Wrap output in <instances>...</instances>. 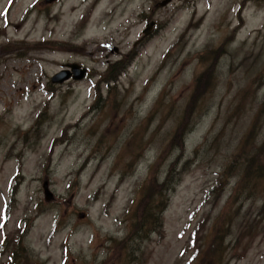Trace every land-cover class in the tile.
Here are the masks:
<instances>
[{
	"label": "rangeland",
	"instance_id": "obj_1",
	"mask_svg": "<svg viewBox=\"0 0 264 264\" xmlns=\"http://www.w3.org/2000/svg\"><path fill=\"white\" fill-rule=\"evenodd\" d=\"M162 1L0 0V264H264V0Z\"/></svg>",
	"mask_w": 264,
	"mask_h": 264
},
{
	"label": "trees",
	"instance_id": "obj_2",
	"mask_svg": "<svg viewBox=\"0 0 264 264\" xmlns=\"http://www.w3.org/2000/svg\"><path fill=\"white\" fill-rule=\"evenodd\" d=\"M10 7V6H9ZM9 9V8H8ZM120 63V61L111 63L109 65V67L107 68V72H111L112 71V67L117 66ZM120 70H116V74L115 76L112 78L113 81H115L117 79V76L120 74L118 73ZM253 165V164H251ZM248 175V172H247ZM242 178H240V182H241ZM169 180L166 181V184H168ZM170 182H172L170 180ZM238 183V182H237ZM235 195V194H234ZM238 194L233 196L237 198ZM147 216V215H146ZM139 232L143 231V232H148L146 229V227H150L152 225V220L151 219H147V217L145 219H141L139 221ZM136 227V225H135ZM137 230V228H136ZM239 244V236H235L234 238V244L233 247L231 249H234L237 247V245ZM226 246H224V238H222V236H215L210 248L208 250V252L203 251L201 253L200 250L197 249V251H195V256H192L191 259H193L192 263L193 264H228L230 260H227V257L225 256V252H226ZM211 253V255H210ZM230 257H238L237 255H230ZM196 258H198L199 260H196ZM195 262V263H194Z\"/></svg>",
	"mask_w": 264,
	"mask_h": 264
},
{
	"label": "water",
	"instance_id": "obj_3",
	"mask_svg": "<svg viewBox=\"0 0 264 264\" xmlns=\"http://www.w3.org/2000/svg\"><path fill=\"white\" fill-rule=\"evenodd\" d=\"M53 1H56V0H45L46 3H50ZM170 1L171 0H163L160 4L166 5ZM151 25L152 23H149L148 27L144 30V35L148 34ZM69 66L71 69H63L59 74L56 75V77L53 78V82H63L71 78L75 80H79L85 76L86 74L85 68H80L79 65L74 64V63L70 64ZM43 189H44L45 199L49 200L52 197V194L48 189V183L46 181L43 183Z\"/></svg>",
	"mask_w": 264,
	"mask_h": 264
},
{
	"label": "snow or ice",
	"instance_id": "obj_4",
	"mask_svg": "<svg viewBox=\"0 0 264 264\" xmlns=\"http://www.w3.org/2000/svg\"><path fill=\"white\" fill-rule=\"evenodd\" d=\"M0 15H3V13H0Z\"/></svg>",
	"mask_w": 264,
	"mask_h": 264
}]
</instances>
